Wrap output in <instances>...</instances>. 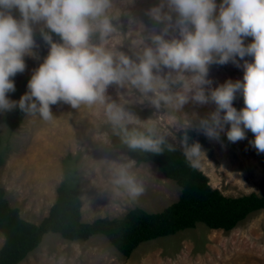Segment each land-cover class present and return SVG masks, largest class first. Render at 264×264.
<instances>
[{
	"label": "rangeland",
	"instance_id": "obj_1",
	"mask_svg": "<svg viewBox=\"0 0 264 264\" xmlns=\"http://www.w3.org/2000/svg\"><path fill=\"white\" fill-rule=\"evenodd\" d=\"M211 15L218 25L205 32ZM3 21L16 74L0 71V185L25 220L45 218L63 182L81 186L83 222L177 201L174 181L128 156L147 133L224 195L264 194V0H0ZM181 129L209 148L184 144ZM19 264H264V211L229 232L199 223L144 242L128 258L103 235L49 233Z\"/></svg>",
	"mask_w": 264,
	"mask_h": 264
},
{
	"label": "trees",
	"instance_id": "obj_2",
	"mask_svg": "<svg viewBox=\"0 0 264 264\" xmlns=\"http://www.w3.org/2000/svg\"><path fill=\"white\" fill-rule=\"evenodd\" d=\"M217 25L218 20L211 15L203 29L209 32ZM6 30L7 22L3 21L0 23V71L11 82L16 70L2 43ZM33 79L31 76L24 85L28 86ZM53 104V101L46 103L47 106ZM22 120L23 115L10 120V130ZM177 135L180 141L194 149L209 148L207 137L192 129H181ZM4 142L0 136V166L4 163ZM128 156L137 164L154 163L166 178L181 188L178 200L160 212L135 207L120 218L99 217L83 222L81 186L63 182L57 188V199L49 214L39 223H33L21 216L19 208L10 205L5 189L0 185V232L5 237L0 248V264L21 263L49 233L68 241H88L94 235H103L122 256L128 258L144 242L193 229L199 223L212 230L229 232L253 213L264 211V194L224 195L210 185L209 177L191 162L186 152L164 137L145 134L129 150Z\"/></svg>",
	"mask_w": 264,
	"mask_h": 264
},
{
	"label": "crops",
	"instance_id": "obj_3",
	"mask_svg": "<svg viewBox=\"0 0 264 264\" xmlns=\"http://www.w3.org/2000/svg\"><path fill=\"white\" fill-rule=\"evenodd\" d=\"M82 219H83V214H82ZM211 230H212V229H211ZM222 231H223V230H222ZM224 232H225V231H224ZM53 234H54V233H53ZM59 236H60V235H59ZM60 237H61V236H60ZM90 239H91V238H90ZM90 239H89V240H90ZM89 240H88V241H89ZM67 241H68V240H67ZM72 242H74V241H72ZM83 242H87V241H83ZM35 250H36V249H35ZM35 250H34V251H35ZM31 253H32V252H31Z\"/></svg>",
	"mask_w": 264,
	"mask_h": 264
}]
</instances>
